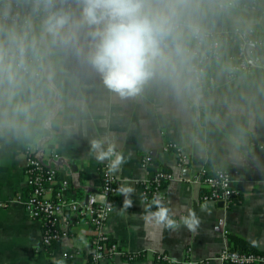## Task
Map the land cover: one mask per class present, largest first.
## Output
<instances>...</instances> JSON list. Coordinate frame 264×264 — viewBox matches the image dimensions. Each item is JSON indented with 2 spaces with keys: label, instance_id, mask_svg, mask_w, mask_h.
<instances>
[{
  "label": "crops",
  "instance_id": "crops-1",
  "mask_svg": "<svg viewBox=\"0 0 264 264\" xmlns=\"http://www.w3.org/2000/svg\"><path fill=\"white\" fill-rule=\"evenodd\" d=\"M255 24L264 37V0H258L255 9L230 7L208 20L209 31L223 33ZM235 50L233 43L223 44V55L231 57ZM209 63L215 74V59ZM64 66L75 75L65 87L77 101L68 110L67 127L36 144L0 141V264H87L93 230L83 215L65 209L71 219L64 226L67 234L50 254L42 245V224L26 207V151L68 179V198L85 200L89 193L100 195V168L110 163L97 159L91 148V140L98 137L114 142L123 157L119 170L112 171L119 191L104 231L127 251L145 253L138 260L117 257L108 264H165L156 260L157 252L230 264L214 257L224 248H236L233 237L264 254V151L255 147L264 142V119L257 118L241 138L240 120L224 102L239 95L242 83L216 78L214 91H205L207 103L196 109L181 106L171 93L155 86L121 97L106 89L98 76L78 68L71 57ZM252 73L259 78L264 68ZM168 141L189 153L191 174L203 167L237 171L234 185L240 196L230 207L203 201L200 185L180 179L176 154L165 149ZM147 155L151 161L144 163ZM159 169L171 171L175 179L163 185L164 198H149L144 185ZM161 209L168 210L171 224L159 219Z\"/></svg>",
  "mask_w": 264,
  "mask_h": 264
},
{
  "label": "clouds",
  "instance_id": "clouds-1",
  "mask_svg": "<svg viewBox=\"0 0 264 264\" xmlns=\"http://www.w3.org/2000/svg\"><path fill=\"white\" fill-rule=\"evenodd\" d=\"M224 0H29L23 11L5 4L0 12V141L32 144L53 138L77 105L66 82L74 81L64 60L121 97L148 86L171 93L183 107L206 104L212 75L208 20L232 7ZM215 78L243 84L238 96L225 97L240 123V137L264 119V74L259 78L215 54ZM97 159L110 171L123 163L116 144L93 138ZM131 191V189H126ZM159 219L167 221L168 210Z\"/></svg>",
  "mask_w": 264,
  "mask_h": 264
},
{
  "label": "built area",
  "instance_id": "built-area-1",
  "mask_svg": "<svg viewBox=\"0 0 264 264\" xmlns=\"http://www.w3.org/2000/svg\"><path fill=\"white\" fill-rule=\"evenodd\" d=\"M234 8L255 9L258 0H253L250 6L242 0H224ZM5 4H11L14 10L23 11L29 4L27 0H0V12ZM250 29L239 30L231 33L209 31L208 47L213 54L208 57V62L215 59V54L223 55L222 47L226 42L236 46L231 56L235 61L231 62L240 67L242 71L252 72L258 68H264V37H249ZM211 71V69H210ZM212 72V71H211ZM217 79L215 74L209 77L206 83V91L211 92L216 88ZM258 150L264 151V142L255 144ZM165 149L173 151L177 157V165L181 170L180 179L196 183L203 188L202 200L208 202H221L225 207H230L240 196L239 189L234 185V177L237 171H229L218 168L213 171L206 167L191 174L189 171V153L174 141L166 142ZM26 174L28 197L26 207L32 217L42 224V245L45 249L59 243L67 234L64 226L71 223V219L64 214L69 210L72 214L83 215L92 227L93 234L89 241L90 264H108L117 257H124L130 261L141 259L145 256L143 252L127 251L120 242L114 240L104 228L114 210L115 198L118 195L117 179L108 163L101 165V188L100 195L89 193L85 200L68 198L65 191L69 187V181L61 177L58 169L48 167L39 161L34 154L26 151ZM151 161L150 156L143 159L144 163ZM186 171H189L186 174ZM175 179L174 173L159 169L144 185V194L149 198H164L163 185ZM157 261L165 264H208L209 260L195 261L188 254L184 258H174L168 253H155ZM214 258L230 264H257L264 262V254L245 253L234 249L224 248Z\"/></svg>",
  "mask_w": 264,
  "mask_h": 264
},
{
  "label": "trees",
  "instance_id": "trees-1",
  "mask_svg": "<svg viewBox=\"0 0 264 264\" xmlns=\"http://www.w3.org/2000/svg\"><path fill=\"white\" fill-rule=\"evenodd\" d=\"M29 1V0H27ZM244 3L248 4V5H252L253 4V0H242ZM251 32H249V37L251 38H258L259 36H262V32L259 28L258 25H252L250 28ZM221 59L224 60L225 62H234L235 60L233 58H231L228 55H222ZM167 170V169H164ZM234 243L236 248L234 250L239 251V252H245V253H257L252 247L251 244L240 238V237H233ZM52 250V247H49L47 249V253L50 254ZM87 264H90V262L88 261Z\"/></svg>",
  "mask_w": 264,
  "mask_h": 264
},
{
  "label": "water",
  "instance_id": "water-1",
  "mask_svg": "<svg viewBox=\"0 0 264 264\" xmlns=\"http://www.w3.org/2000/svg\"><path fill=\"white\" fill-rule=\"evenodd\" d=\"M263 65H264V63H263ZM186 174H188V171L186 172Z\"/></svg>",
  "mask_w": 264,
  "mask_h": 264
}]
</instances>
